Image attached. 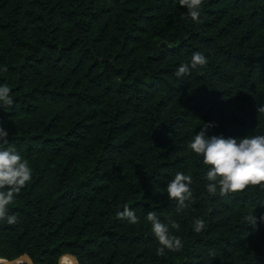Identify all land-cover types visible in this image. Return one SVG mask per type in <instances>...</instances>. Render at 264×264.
Segmentation results:
<instances>
[{
  "label": "trees",
  "instance_id": "16d2710c",
  "mask_svg": "<svg viewBox=\"0 0 264 264\" xmlns=\"http://www.w3.org/2000/svg\"><path fill=\"white\" fill-rule=\"evenodd\" d=\"M194 52L207 64L177 78ZM5 85L0 150L14 146L32 178L8 205L17 222L0 220V259L264 264V190L209 194L187 147L205 124L208 137L264 135V0H203L198 22L179 0H0ZM177 172L193 178L180 213L166 193ZM125 206L137 224L118 218ZM150 211L180 224L181 251L157 254Z\"/></svg>",
  "mask_w": 264,
  "mask_h": 264
},
{
  "label": "clouds",
  "instance_id": "9594fccd",
  "mask_svg": "<svg viewBox=\"0 0 264 264\" xmlns=\"http://www.w3.org/2000/svg\"><path fill=\"white\" fill-rule=\"evenodd\" d=\"M180 6L188 9V15L193 21H199L200 8L203 0H179ZM207 64L206 57L200 52H194L190 64H181L174 73L177 78L188 76L193 70L203 68ZM7 69H5L6 71ZM11 89L0 86V107H10L13 104L10 95ZM256 111L264 113V103L257 102ZM212 124H205L202 130L195 134L187 147L193 153L203 158V165L209 167L204 179L207 183V192L213 196H227L229 193H240L249 187H259L264 190V135H253L244 138H225L223 135H206ZM8 133L0 126V140L8 143ZM32 170L28 162L22 158L14 146L0 150V220H7L9 225L17 222L15 215H8L10 205L16 195L30 182ZM193 183L191 175L177 172L167 183L166 193L169 200L176 201V212L180 213L189 206L193 198L190 185ZM118 218L130 224H137L139 218L133 210L125 206L118 213ZM147 221L151 224V232L158 241V255H165L166 250L179 252L183 244L181 238L172 235L171 229L180 230V224L168 218L165 224L155 212H148ZM247 224L255 227L257 218L254 215L246 216ZM264 220V217L260 218ZM170 226V227H169ZM205 228L203 219H196L193 229L200 233ZM17 264H20L17 261ZM58 264H80L78 258L70 252H64L58 257Z\"/></svg>",
  "mask_w": 264,
  "mask_h": 264
},
{
  "label": "water",
  "instance_id": "95a60500",
  "mask_svg": "<svg viewBox=\"0 0 264 264\" xmlns=\"http://www.w3.org/2000/svg\"><path fill=\"white\" fill-rule=\"evenodd\" d=\"M22 260H26L29 264H33L32 260L25 254L19 256L18 258L15 259H0V261L8 263V264H14L17 263V261H22Z\"/></svg>",
  "mask_w": 264,
  "mask_h": 264
},
{
  "label": "rangeland",
  "instance_id": "374dc122",
  "mask_svg": "<svg viewBox=\"0 0 264 264\" xmlns=\"http://www.w3.org/2000/svg\"><path fill=\"white\" fill-rule=\"evenodd\" d=\"M26 255V254H25ZM28 256V255H27ZM29 257V256H28ZM30 258V257H29ZM31 259V258H30ZM20 262V261H19ZM33 262V261H32Z\"/></svg>",
  "mask_w": 264,
  "mask_h": 264
}]
</instances>
